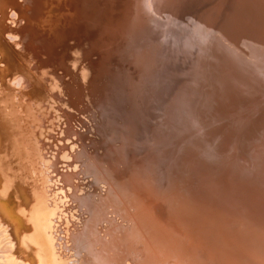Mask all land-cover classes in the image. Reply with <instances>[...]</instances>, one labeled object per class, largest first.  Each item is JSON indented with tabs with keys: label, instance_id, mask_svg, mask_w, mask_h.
Returning a JSON list of instances; mask_svg holds the SVG:
<instances>
[{
	"label": "rangeland",
	"instance_id": "rangeland-1",
	"mask_svg": "<svg viewBox=\"0 0 264 264\" xmlns=\"http://www.w3.org/2000/svg\"><path fill=\"white\" fill-rule=\"evenodd\" d=\"M18 2L0 264H264V0Z\"/></svg>",
	"mask_w": 264,
	"mask_h": 264
},
{
	"label": "bare ground",
	"instance_id": "bare-ground-1",
	"mask_svg": "<svg viewBox=\"0 0 264 264\" xmlns=\"http://www.w3.org/2000/svg\"><path fill=\"white\" fill-rule=\"evenodd\" d=\"M13 1V0H12ZM18 1V0H17ZM22 1V0H21ZM32 2V1H31ZM36 2V1H35ZM19 4L21 3L20 2V0H19V2H18ZM27 3V2H26ZM30 3V2H29ZM37 3V2H36ZM31 4V3H30ZM33 4V3H32ZM193 47V46H192ZM15 54V53H14ZM9 56V55H8ZM20 56V55H19ZM12 57H13V55H12ZM14 58V57H13ZM13 60V59H12ZM21 63V62H20ZM10 64H15V63H10ZM17 64V63H16ZM19 65V64H18ZM200 65V64H199ZM15 66V65H14ZM15 68V67H14ZM24 68V67H23ZM22 68V69H23ZM17 69V68H16ZM11 70V69H10ZM12 71V70H11ZM191 80V79H190ZM187 81V80H186ZM14 82V81H13ZM188 82V81H187ZM13 84V83H12ZM36 91V90H35ZM13 93V92H12ZM42 96V95H41ZM40 96V97H41ZM177 97V96H176ZM191 99V98H190ZM173 104V103H172ZM183 104V103H182ZM186 107V106H185ZM174 108V107H173ZM169 113V112H168ZM185 115V114H184ZM3 122H4V120H3ZM8 131V130H7ZM168 132H169V130H168ZM173 132V131H172ZM16 135V134H15ZM15 138V137H14ZM16 139V138H15ZM177 139V138H176ZM6 140V139H5ZM17 141V140H16ZM18 142V141H17ZM173 142V141H172ZM5 143V142H4ZM7 143H8V141H7ZM2 147V146H1ZM18 147V146H17ZM8 149V148H7ZM14 149V148H13ZM262 150V149H261ZM260 164V163H259ZM235 170V169H234ZM254 181V180H253ZM255 183V182H254ZM43 253V252H42ZM51 253V252H50ZM52 258V257H51ZM58 260V259H57ZM54 262H56V261H54Z\"/></svg>",
	"mask_w": 264,
	"mask_h": 264
}]
</instances>
